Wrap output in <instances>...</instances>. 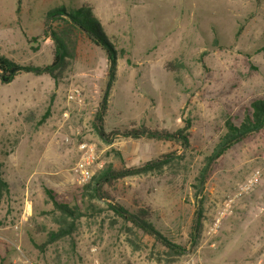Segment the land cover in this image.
Listing matches in <instances>:
<instances>
[{
    "label": "rangeland",
    "instance_id": "rangeland-1",
    "mask_svg": "<svg viewBox=\"0 0 264 264\" xmlns=\"http://www.w3.org/2000/svg\"><path fill=\"white\" fill-rule=\"evenodd\" d=\"M90 9L115 51L105 134L144 128L157 137L102 139L94 116L108 82L107 53L82 32L55 71L0 82V264H241L264 250V128L210 160L227 124L239 127L264 99V0H0V56L21 66L52 63L50 9ZM74 90L79 96L68 100ZM65 138L67 140L65 141ZM93 149L92 177L74 168ZM164 155H170L164 160ZM159 160L158 169L100 182L98 175ZM257 176L252 185L249 181ZM82 215L70 236L49 241L60 215ZM147 210L179 256L117 217ZM201 208L200 228L192 239ZM130 229V231H129Z\"/></svg>",
    "mask_w": 264,
    "mask_h": 264
},
{
    "label": "trees",
    "instance_id": "trees-1",
    "mask_svg": "<svg viewBox=\"0 0 264 264\" xmlns=\"http://www.w3.org/2000/svg\"><path fill=\"white\" fill-rule=\"evenodd\" d=\"M47 22L51 21L55 23V26H52L50 23L48 29V35L51 36L55 49L52 63L44 67H33V66H21L13 61L0 56V82L2 84H8L13 81L15 76L21 72L47 74L52 78L55 77V71H57L65 62L67 57H71L74 51V41L75 33L82 32L85 33L91 41L96 45L101 47L106 53L110 61L109 66V79L106 84V89L104 91L103 97L99 104V109L96 112L94 119L97 123L96 131L99 137L106 139L111 136H123L131 137L134 139L141 137H157L165 138L166 140H176L183 147L188 146L187 131L190 127V122L187 120L185 126L176 132L169 134H157L152 133L144 128L133 129L124 132H112L110 134H105L103 131V117L106 113L108 106V96L111 89L112 81L114 80V66H115V51L111 44L106 39L103 34L99 22L93 17L90 9L83 8H66L64 6H59L53 9H50L47 14ZM264 128V99L257 100L252 103V114L247 116L245 121L239 126L236 127L233 124H227V132L221 139V142L217 145L214 154L210 157L207 162V167L203 168L198 174V186L197 193H201L204 185V181L207 175L208 167L210 165V160L217 159L225 150H227L232 145L243 140L253 132L259 131ZM170 155H164V160H166ZM159 160L150 161L145 163L143 166L135 168H127L121 171H113L107 169L102 174L98 175L95 180V186L93 189V196L100 197V182H109L118 178H123L127 176H135L143 174L154 169H158L161 166ZM7 185L0 176V201L2 198L3 190H6ZM52 204L55 210L60 212V215L54 218L55 224L58 226V230L51 232L49 234V241H56L64 236H70L72 230L75 229V221L82 215L76 209L69 208L65 204L57 203L52 201ZM113 213L121 218L124 222L130 223L133 227L138 228L143 233L153 236L156 240H159L161 244L167 249L169 255L179 256L185 250L181 247L172 245L165 238L157 232L151 223L148 221V212L147 210H139L138 213H130L122 206L112 205L109 207ZM200 219H201V208L199 206L196 214V219L193 222V233L192 239L194 240L198 234L200 228ZM130 231V229H129Z\"/></svg>",
    "mask_w": 264,
    "mask_h": 264
},
{
    "label": "built area",
    "instance_id": "built-area-1",
    "mask_svg": "<svg viewBox=\"0 0 264 264\" xmlns=\"http://www.w3.org/2000/svg\"><path fill=\"white\" fill-rule=\"evenodd\" d=\"M79 96V92L77 90H74L67 96V99L74 100ZM67 138H65V141ZM81 152V156L74 168L75 173L77 174V178L81 183H85L92 177L91 172V165L93 163V149L90 145H87L85 143L80 144L78 148ZM258 180L257 176H254L249 183L252 185L253 183H256ZM241 264H264V250L261 255H258L254 258H250L246 260L245 262Z\"/></svg>",
    "mask_w": 264,
    "mask_h": 264
}]
</instances>
